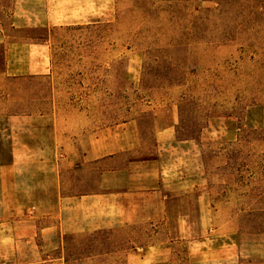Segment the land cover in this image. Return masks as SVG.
I'll return each instance as SVG.
<instances>
[{"label":"rangeland","instance_id":"obj_1","mask_svg":"<svg viewBox=\"0 0 264 264\" xmlns=\"http://www.w3.org/2000/svg\"><path fill=\"white\" fill-rule=\"evenodd\" d=\"M128 122L144 145L120 155L158 158L165 212L75 232L23 193L0 264H264V0H0V150L50 162L52 126L58 145Z\"/></svg>","mask_w":264,"mask_h":264},{"label":"crops","instance_id":"obj_2","mask_svg":"<svg viewBox=\"0 0 264 264\" xmlns=\"http://www.w3.org/2000/svg\"><path fill=\"white\" fill-rule=\"evenodd\" d=\"M124 124L131 130H123V127L119 129L116 125L87 133L79 131L76 134L78 140L74 137L75 133L67 128L66 132L61 133L58 145L54 142L52 126L49 143L47 139L45 145L41 142L36 145L38 149L43 146L46 154H51L50 162L46 159L37 160L34 164L18 163L16 149H13L11 155L9 149L0 150V156H4L3 162H0V204L3 205L0 209L10 210L24 193L32 204L31 214L37 213V204L58 202L61 225L73 226L75 232L155 220L160 212H165L158 158L121 156L123 152L140 149L144 145L135 124ZM163 126L156 132L157 148L175 143L174 121L170 120ZM24 146L32 151L29 145ZM53 154H57V163H62L60 170L54 168ZM77 178L89 179L90 187L85 191L69 193L71 180ZM12 208L15 209V205ZM45 212L46 217L52 213L47 206ZM218 262L223 264L224 260L205 259V264ZM198 263L204 264V261Z\"/></svg>","mask_w":264,"mask_h":264},{"label":"trees","instance_id":"obj_3","mask_svg":"<svg viewBox=\"0 0 264 264\" xmlns=\"http://www.w3.org/2000/svg\"><path fill=\"white\" fill-rule=\"evenodd\" d=\"M2 156V155H1ZM0 162H3L2 158H0Z\"/></svg>","mask_w":264,"mask_h":264},{"label":"built area","instance_id":"obj_4","mask_svg":"<svg viewBox=\"0 0 264 264\" xmlns=\"http://www.w3.org/2000/svg\"><path fill=\"white\" fill-rule=\"evenodd\" d=\"M33 214V213H32Z\"/></svg>","mask_w":264,"mask_h":264}]
</instances>
